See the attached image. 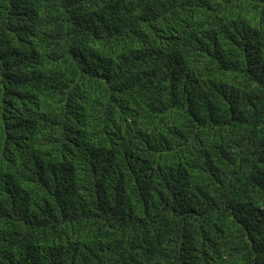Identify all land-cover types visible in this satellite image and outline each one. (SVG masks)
<instances>
[{
    "label": "trees",
    "instance_id": "obj_1",
    "mask_svg": "<svg viewBox=\"0 0 264 264\" xmlns=\"http://www.w3.org/2000/svg\"><path fill=\"white\" fill-rule=\"evenodd\" d=\"M0 264H264V0H0Z\"/></svg>",
    "mask_w": 264,
    "mask_h": 264
}]
</instances>
